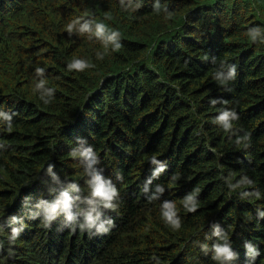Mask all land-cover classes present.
<instances>
[{
	"label": "trees",
	"instance_id": "1",
	"mask_svg": "<svg viewBox=\"0 0 264 264\" xmlns=\"http://www.w3.org/2000/svg\"><path fill=\"white\" fill-rule=\"evenodd\" d=\"M123 2L134 7L141 0ZM152 3L124 11L120 0H0V109L14 113L13 130L0 129V264H156L153 257L160 264H264L257 211H264V0H160L173 14L168 21L153 14ZM76 17L118 30L120 49L97 60L99 42L65 31ZM254 27L261 35L252 40L247 32ZM74 58L95 67L69 72ZM221 61L237 68L231 91L212 79L216 69L227 72ZM36 66L56 88L50 105L33 94ZM211 99L225 103L212 107ZM222 108L239 113L234 129L250 133V147L238 148L235 136L212 123ZM80 137L119 191L118 212L106 213L115 226L89 238L60 230L59 220L45 230L25 219L9 246L11 227L20 226L11 217L26 215L24 198L52 199L45 190L49 163L60 176L52 186H85L79 158L69 156ZM153 155L167 170L150 188L163 184L166 191L149 202L142 187L156 167L148 163ZM244 176L253 184H237ZM197 187L199 207L186 212L181 201ZM257 192L260 199L252 197ZM164 200L176 205L179 231L160 219ZM217 228L230 235L232 261L211 259V245L223 243Z\"/></svg>",
	"mask_w": 264,
	"mask_h": 264
},
{
	"label": "clouds",
	"instance_id": "2",
	"mask_svg": "<svg viewBox=\"0 0 264 264\" xmlns=\"http://www.w3.org/2000/svg\"><path fill=\"white\" fill-rule=\"evenodd\" d=\"M120 7L124 11H135L142 7V0L134 7L125 5L123 0H120ZM153 14L160 16L168 21L172 19L173 14L166 8H162L160 0H153L152 3ZM83 21V22H81ZM65 31L69 37L75 33L78 37H86L88 40H95L99 42L103 51L96 52V59L102 61L105 53L112 51L116 52L121 47L120 32L108 28L102 22H93L92 20H85L83 17H76L65 25ZM252 40L261 35V30L258 27L250 28L247 32ZM207 59V57H205ZM215 64V57L212 58ZM221 66L227 65V72L215 70L212 79L216 84L226 91H231L229 84L235 80L237 75V68L235 65L227 64L226 61H221ZM95 67L87 59L74 58L66 64V69L69 72L82 73L88 69ZM46 69L44 67L36 66L34 68V78L36 83L33 88V94L38 96V99L43 105H50L56 94L55 87H49L47 80L44 78ZM212 107L218 103H225L217 99L209 101ZM13 115L14 113L6 112L0 109V129L11 132L13 130ZM240 119L239 113L234 109L222 108L212 120V123L221 129L224 133L229 135V138L235 136L234 144L238 148L250 147V133L244 132L243 135L238 134L234 129V122ZM77 146L72 148L69 156L73 160H80V167L82 166L85 179V186L82 187L78 181H69L68 188L57 189L52 186L60 183V176L53 171L55 165L49 163L44 173L51 177V184L45 182V190L52 197V199L41 198L35 204L31 203V197H25L23 207L27 209L25 216H12L11 219L14 223H19V227H11L10 233L7 237L9 246L15 244L20 233L24 230L25 219L39 220L40 226L45 230H51L55 222L59 220L58 228L60 230L68 229L76 233H87L89 238L107 235L115 226L114 220L110 216H106L108 212H118L119 204V191L110 177L104 175L102 168H97L96 165L100 164V158L94 151L92 146L84 147L87 140L83 137L77 138ZM0 145V148H3ZM150 165H156L152 170L151 176L148 177L142 187V192L146 195L149 202L158 201L159 197L165 193L166 188L163 184H153V179H159L161 174L167 170V164L155 155L148 160ZM222 167V166H221ZM117 179L122 180L123 177L117 174ZM180 179V174H173L170 177V185L175 184ZM246 182L253 184V181L244 176L237 184ZM237 185H231L235 188ZM150 193V194H149ZM200 189L194 188L191 192L186 194L181 201L182 206L186 212H195L199 207L198 196ZM249 193H243L244 197L249 196ZM255 199H260V194L257 192L253 195ZM31 204V207L29 205ZM257 208L259 216L264 218V211ZM160 219L163 224L172 231H179L181 228V220L176 212V205L172 201L164 200L159 208ZM0 233H3V226L0 225ZM219 237L223 243L216 242L211 245L212 261H232L236 258L237 253L233 251L232 244L230 243L229 233H221L217 228L214 233ZM198 241H193V244ZM244 246L251 249L250 243L245 241ZM202 249H207V245H200ZM4 243L0 241V251H3ZM259 251L256 255H259ZM9 255H11V247H9ZM156 264H160L158 257H153Z\"/></svg>",
	"mask_w": 264,
	"mask_h": 264
}]
</instances>
